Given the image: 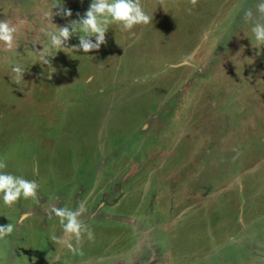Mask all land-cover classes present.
<instances>
[{
	"label": "rangeland",
	"instance_id": "1",
	"mask_svg": "<svg viewBox=\"0 0 264 264\" xmlns=\"http://www.w3.org/2000/svg\"><path fill=\"white\" fill-rule=\"evenodd\" d=\"M54 2L0 0L28 21L0 43V159L40 185L38 203L0 197V264H264V48L243 18L259 0H141L152 23L45 65L43 29L91 0H59L72 16L50 24ZM80 203L94 239L74 254L49 211Z\"/></svg>",
	"mask_w": 264,
	"mask_h": 264
},
{
	"label": "clouds",
	"instance_id": "2",
	"mask_svg": "<svg viewBox=\"0 0 264 264\" xmlns=\"http://www.w3.org/2000/svg\"><path fill=\"white\" fill-rule=\"evenodd\" d=\"M190 4L195 7L198 0H189ZM59 7L58 12H53L54 8ZM191 11V9H189ZM44 18L50 24L54 15H62L66 17L72 16V11L63 6L59 0L53 3L51 9L43 13ZM244 20L252 25L251 32L256 41L255 48H264V0H259L255 6V13L251 8L244 11ZM153 15H149L141 3V0H91L88 10L77 20H71L69 24L64 26H56L55 29L45 27L43 34L50 41V48L42 50L41 62L50 65L48 57L52 55L51 49H55V54L59 50L71 48L74 51L83 50L89 53L93 50H99L101 45L106 44V33L112 24H119L122 30L131 32L138 25H148L152 23ZM28 23L26 20H18L15 23L5 19H0V43L5 46V50L11 51L16 47L18 41V33L20 29L17 25ZM79 36V44L68 47V41L73 36ZM92 37L95 38L93 42ZM34 45L38 42H33ZM12 72L16 74V83L23 79L25 68L20 65H14ZM7 164L0 159V197L6 206L11 207L18 203L21 199H31L39 202L38 190L39 183L36 180H28L22 176L13 175L4 171ZM88 209L84 203H80L75 209L67 207L52 206L49 216L54 214L59 218V222L63 227L66 239L63 241L66 247L74 254L80 249L71 242L74 238L76 244H80L84 236L87 239H94L93 232L88 225L81 219L87 213ZM27 213L23 218L27 217ZM15 229V225L8 223L0 225V240L10 236ZM52 240L58 238L53 236ZM82 254V253H81Z\"/></svg>",
	"mask_w": 264,
	"mask_h": 264
}]
</instances>
